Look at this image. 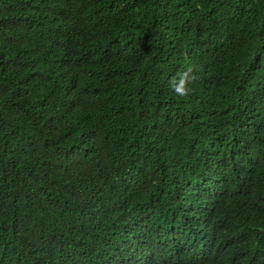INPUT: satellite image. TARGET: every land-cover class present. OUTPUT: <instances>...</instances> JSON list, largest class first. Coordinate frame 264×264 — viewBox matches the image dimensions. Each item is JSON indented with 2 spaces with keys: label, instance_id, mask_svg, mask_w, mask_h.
Returning a JSON list of instances; mask_svg holds the SVG:
<instances>
[{
  "label": "trees",
  "instance_id": "obj_1",
  "mask_svg": "<svg viewBox=\"0 0 264 264\" xmlns=\"http://www.w3.org/2000/svg\"><path fill=\"white\" fill-rule=\"evenodd\" d=\"M0 264H264V0H0Z\"/></svg>",
  "mask_w": 264,
  "mask_h": 264
},
{
  "label": "clouds",
  "instance_id": "obj_2",
  "mask_svg": "<svg viewBox=\"0 0 264 264\" xmlns=\"http://www.w3.org/2000/svg\"><path fill=\"white\" fill-rule=\"evenodd\" d=\"M193 69L192 67H189L188 71L191 72ZM187 79L186 77H182L181 80L179 81V84H177V82L175 80H173L171 82V86L173 91L178 95V96H182V97H187L192 89L187 87Z\"/></svg>",
  "mask_w": 264,
  "mask_h": 264
}]
</instances>
